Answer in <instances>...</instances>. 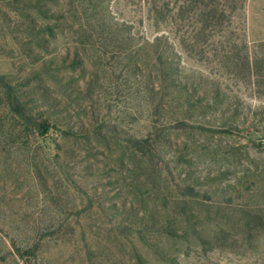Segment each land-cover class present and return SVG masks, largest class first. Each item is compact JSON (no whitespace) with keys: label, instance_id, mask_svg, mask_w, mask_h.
Returning <instances> with one entry per match:
<instances>
[{"label":"rangeland","instance_id":"374dc122","mask_svg":"<svg viewBox=\"0 0 264 264\" xmlns=\"http://www.w3.org/2000/svg\"><path fill=\"white\" fill-rule=\"evenodd\" d=\"M145 1L0 0V73L80 133L0 154V264H264V0Z\"/></svg>","mask_w":264,"mask_h":264},{"label":"trees","instance_id":"16d2710c","mask_svg":"<svg viewBox=\"0 0 264 264\" xmlns=\"http://www.w3.org/2000/svg\"><path fill=\"white\" fill-rule=\"evenodd\" d=\"M31 0H26L30 3ZM146 9L148 12V16L151 18L156 17L161 14L162 10V2L160 0H146ZM28 5L24 4L22 9L23 12H28ZM94 7V4L89 3L88 7ZM39 6H36V9ZM30 8V7H29ZM34 8V5L31 6ZM39 9V8H38ZM40 11V9L38 10ZM52 10L46 8V14L50 13ZM52 13V12H51ZM27 15V14H26ZM55 14H51V18H54ZM151 26L158 27L163 22H150ZM165 23V22H164ZM200 23V22H199ZM176 24L171 22V29H175ZM215 28V26L211 25ZM203 32L208 31V25L202 23ZM163 35V34H162ZM161 37H156L153 42L154 45L157 46L158 42L161 40ZM150 44V42H147ZM143 49V48H142ZM140 49V50H142ZM140 55L137 52L133 54H129V57H132L135 62L131 65H126L125 70L134 69L139 71V73H144L145 71H149L148 75L151 76V71L149 70V65L145 64V62L141 61L139 58ZM46 67L45 71H48L49 68ZM143 70V72H142ZM37 75L25 77L21 80L16 78L14 74H1L0 73V154L4 152L5 148L14 147L15 150H24L28 149L32 144H39L40 142H44V140L49 136V134L55 130L61 133L62 137L67 139L70 138L71 135L74 138H78L80 135L79 132H74L72 128L61 126L54 116L50 113V110L47 108H43L37 104V100L35 98L37 90L40 89V86H37L34 81H38V72ZM137 76L135 77V83L138 81ZM39 83V82H38ZM157 87L158 89H162L163 85L161 82L152 86ZM42 98H44V94H40ZM179 125H184V120H177L176 122ZM86 138L90 143L91 134L90 132H86ZM151 133V132H150ZM82 135V134H81ZM85 135V134H84ZM98 135V136H97ZM94 136L97 139L101 138V131L97 130L94 132ZM103 137V136H102ZM104 138V137H103ZM105 139V138H104ZM130 143H132L131 151L135 154H140L150 161H152L153 157H158L160 152L157 141L152 140V135L148 134L145 136H135L130 138ZM31 149V148H30ZM188 189L192 190V187H188Z\"/></svg>","mask_w":264,"mask_h":264}]
</instances>
